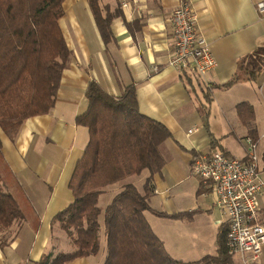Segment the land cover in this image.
<instances>
[{
  "label": "crops",
  "instance_id": "obj_1",
  "mask_svg": "<svg viewBox=\"0 0 264 264\" xmlns=\"http://www.w3.org/2000/svg\"><path fill=\"white\" fill-rule=\"evenodd\" d=\"M264 0H100L114 15L113 38L105 42L88 0H66L60 28L73 54L64 70L54 108L23 124L14 139L0 130L3 143L4 190L16 200L21 218L0 245V264H37L45 255L73 253L68 236L54 218L74 197L69 188L77 163L90 141L89 130L77 123L88 110L87 89L96 82L113 97L133 87L140 113L171 132L163 157L166 164L152 178L151 208L175 215L191 213V220L160 218L146 213L153 232L167 253L184 263L216 255L222 214L211 190L191 173L196 155L222 152L246 160V140L257 142L259 173L264 182V71L256 82L242 80L228 88L238 63L264 47V14L256 6ZM189 2L197 28L217 61L211 73L200 76L171 66L172 11ZM155 69H158L155 71ZM255 112L244 125L237 108ZM146 171L125 185L145 195ZM125 185L109 188L99 200L104 210ZM264 220V190L260 195ZM220 212L216 221L214 210ZM100 252L68 264H105L107 241L100 219ZM232 257V256H231ZM199 259V260H198ZM232 264H243L232 257ZM257 264H264V255Z\"/></svg>",
  "mask_w": 264,
  "mask_h": 264
},
{
  "label": "trees",
  "instance_id": "obj_2",
  "mask_svg": "<svg viewBox=\"0 0 264 264\" xmlns=\"http://www.w3.org/2000/svg\"><path fill=\"white\" fill-rule=\"evenodd\" d=\"M66 0H0V130L14 139L26 120L47 115L54 108L60 80L71 65L73 54L60 28ZM105 42L113 38L111 15L100 0H88ZM264 71V47L238 63L228 88L242 80L256 82ZM88 110L77 123L88 128L90 141L77 163L69 188L74 202L54 218L68 236L73 253L55 258L45 255L37 264H68L100 252V219L107 241L105 264H232L226 247L227 227L222 226L214 256L184 263L173 259L153 232L146 213L160 218L191 220V213L167 215L150 205L153 176L166 164L163 148L172 138L162 123L143 116L135 89L121 97L106 93L92 82L86 92ZM241 122L255 120L254 109L237 108ZM255 140V139H254ZM0 138V163L3 161ZM149 173L145 195L134 185H125L102 210L100 197L112 186L133 176ZM21 218L14 197L3 187L0 171V245Z\"/></svg>",
  "mask_w": 264,
  "mask_h": 264
},
{
  "label": "built area",
  "instance_id": "obj_3",
  "mask_svg": "<svg viewBox=\"0 0 264 264\" xmlns=\"http://www.w3.org/2000/svg\"><path fill=\"white\" fill-rule=\"evenodd\" d=\"M264 14V1L257 4ZM173 57L171 66L181 72L200 76L214 71L217 61L205 37L197 28V17L189 2H182L170 17ZM158 69H155L157 71ZM258 145L246 140V160L231 158L222 152L196 155L191 173L211 190L228 229L229 255L240 257L243 264H257L264 255V220L261 219L260 195L264 182L259 173Z\"/></svg>",
  "mask_w": 264,
  "mask_h": 264
},
{
  "label": "rangeland",
  "instance_id": "obj_4",
  "mask_svg": "<svg viewBox=\"0 0 264 264\" xmlns=\"http://www.w3.org/2000/svg\"><path fill=\"white\" fill-rule=\"evenodd\" d=\"M132 180H126V181H123L121 182L119 185H125V184H128L130 183ZM102 205H101V208H104V203L103 202H100ZM214 213H215V218H216V221L220 220V212L218 209H215L214 210ZM199 260V259H198ZM201 260V259H200Z\"/></svg>",
  "mask_w": 264,
  "mask_h": 264
}]
</instances>
